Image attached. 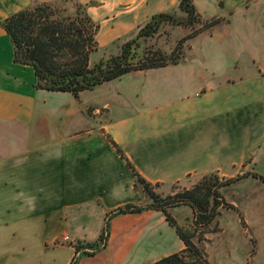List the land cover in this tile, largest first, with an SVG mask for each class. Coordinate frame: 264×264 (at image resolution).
<instances>
[{
	"label": "crops",
	"instance_id": "1",
	"mask_svg": "<svg viewBox=\"0 0 264 264\" xmlns=\"http://www.w3.org/2000/svg\"><path fill=\"white\" fill-rule=\"evenodd\" d=\"M33 1L0 0V20ZM80 1L97 2L88 11L100 25L97 42L105 51L132 37L155 14L181 15V0ZM195 8L201 20L220 22L192 38L182 60L127 74L111 82V91L95 90L97 97L87 103L81 99L84 92L76 98L38 90L32 68L14 62L12 44L0 27V264H58L61 248L70 254L65 264L74 258L77 263L89 249L76 254L61 240L80 227L83 207L107 202V215L133 204L141 189L112 141L156 191L211 173L241 177L233 185L250 181L244 196L264 187V175L251 169L264 161V0H225L209 7L208 15ZM221 27H234L233 47L246 55L239 75L226 72L231 65L217 68ZM204 35L213 47L192 46ZM131 74L132 83L125 84ZM248 213L239 216L257 245L256 236L264 233V204ZM47 225L54 232H46ZM184 248L181 241L177 251L149 263Z\"/></svg>",
	"mask_w": 264,
	"mask_h": 264
},
{
	"label": "trees",
	"instance_id": "2",
	"mask_svg": "<svg viewBox=\"0 0 264 264\" xmlns=\"http://www.w3.org/2000/svg\"><path fill=\"white\" fill-rule=\"evenodd\" d=\"M193 1H180L181 15L174 12L155 14L132 37L116 43L117 53L96 62L91 61V56L99 49L97 33L100 25L89 14L88 8L97 5V2L84 4L80 0H35L28 7L0 20V27L11 41L14 62L33 69L38 90L65 92L79 98L83 92L92 91L127 74L177 64L182 58L178 46L171 55H167L144 43L159 34L165 23L192 27L203 22L211 28L220 22L213 19L208 24V21L201 20ZM194 37L196 35L189 39ZM112 143L133 169L135 188L141 189L149 199L147 205L138 207L128 203L113 214L140 215L147 210L160 211L185 246L183 250L149 264H211L205 247L200 244L207 241L208 233L213 232L211 225L222 214L221 208L236 210L226 202L222 189L230 187L241 177L221 178L217 173H211L203 176L191 188L163 198L134 169L122 149ZM183 205L192 208L195 214L190 229L181 226L172 213L174 208ZM109 232L110 222L107 221L96 241L72 245L76 254L89 249L91 253H85L92 256L105 248ZM75 263L76 258L71 264Z\"/></svg>",
	"mask_w": 264,
	"mask_h": 264
},
{
	"label": "rangeland",
	"instance_id": "3",
	"mask_svg": "<svg viewBox=\"0 0 264 264\" xmlns=\"http://www.w3.org/2000/svg\"><path fill=\"white\" fill-rule=\"evenodd\" d=\"M224 1L225 0H195V5L201 12L208 15L209 7L219 6V3ZM220 12L227 13L225 9H221ZM212 21L213 20H209L208 24L212 23ZM232 28L221 27L217 29V54H215V56H217V68L222 69L225 66L231 65L226 72L230 75H239L243 71L244 64L242 63L246 55L239 54L238 50L233 47L235 46L233 42L236 39H234L235 32L232 31ZM208 29V25L203 22L192 27H182L165 23L161 32L153 38L148 39L144 45L155 50H160L167 55H171L178 46L180 48L182 60L186 55L184 47L188 45L191 40L189 38L194 35L197 36ZM8 40L11 43L10 39ZM214 45L215 43H211L207 35L200 36L192 42V46L194 47H213ZM117 52L118 46H114V48L109 51H105L103 48L100 50L98 49V51L91 56V61L96 62ZM210 55L212 56L213 54ZM208 60L210 62L215 61L212 58ZM236 64L241 66L236 68ZM212 65L216 69V65H214V63H212ZM31 70L34 74L33 69ZM131 76H134V74L128 75V77L124 79L125 84L132 83ZM111 82L105 83L103 86L101 85L102 87L99 89L97 87V89L92 91L84 92L81 99L84 103H87L92 98L97 97L99 92L111 91L113 87H111ZM95 90L100 91L95 93ZM262 148L264 149V142L262 143ZM251 169L264 175V161H261V159L258 160L256 164L251 165ZM220 177L223 178L222 176ZM195 183H197V181L185 180L168 188L157 189L156 192L164 198L169 195H176L186 188H191ZM249 183L250 181H245L239 185H233L222 189L226 202L237 204L239 208L237 210L221 208V210L224 211L211 225L213 232L208 233L206 235L207 241L200 244L205 247L211 264H246L247 260L249 264H264V233H262V237H257L254 234L256 238H259L256 245L252 237L253 233L250 230L244 232L239 216L242 213L248 215L251 207L255 205L262 206L264 204V196L261 194L263 193L262 190H264V187L259 186V189L255 190V194L252 192L247 196L242 194L245 185ZM256 192H258V194H256ZM148 202V197L142 191L131 201V203L138 207L147 205ZM97 203L88 207V209L83 207L79 213L80 227L74 228L72 232L69 231V233L64 234V236L71 235L72 237L76 235L75 237L79 239L73 240L70 236L72 242L66 241L64 246L75 245L79 242L91 243L96 241L107 221L110 222L109 238L111 241L107 248H101L98 252L96 251L97 253L94 256H88L83 252L82 256L77 259L76 264H145L149 263L154 258L162 257L179 249L181 241L175 229L168 225L162 212L154 210L155 212L145 211L140 215L129 213L115 216L111 213L113 208L105 215V209L110 204L106 202L105 208L103 205H99V202ZM172 213L181 226L188 229L192 228L195 220V214L192 208L183 205L174 208ZM68 217H70V214H68ZM57 221L58 220L53 222L55 231L59 229ZM68 223H72L70 218H68ZM54 230L47 225L46 232H54ZM135 230L136 232H134ZM58 241L59 242H56L57 246L61 244L60 240ZM61 241L65 242L64 239ZM86 252L91 253L89 250ZM56 254L59 257L58 264H65L70 255L67 248L59 249ZM252 257H254V263H252Z\"/></svg>",
	"mask_w": 264,
	"mask_h": 264
},
{
	"label": "built area",
	"instance_id": "4",
	"mask_svg": "<svg viewBox=\"0 0 264 264\" xmlns=\"http://www.w3.org/2000/svg\"><path fill=\"white\" fill-rule=\"evenodd\" d=\"M63 239H64V241L72 242L70 236H68V235L64 236Z\"/></svg>",
	"mask_w": 264,
	"mask_h": 264
},
{
	"label": "water",
	"instance_id": "5",
	"mask_svg": "<svg viewBox=\"0 0 264 264\" xmlns=\"http://www.w3.org/2000/svg\"><path fill=\"white\" fill-rule=\"evenodd\" d=\"M220 6H221V4H220Z\"/></svg>",
	"mask_w": 264,
	"mask_h": 264
}]
</instances>
